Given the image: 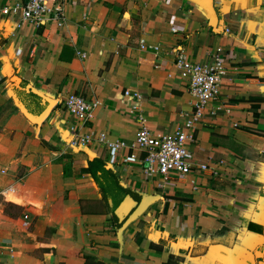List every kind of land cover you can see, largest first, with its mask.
Segmentation results:
<instances>
[{
  "label": "crops",
  "instance_id": "1",
  "mask_svg": "<svg viewBox=\"0 0 264 264\" xmlns=\"http://www.w3.org/2000/svg\"><path fill=\"white\" fill-rule=\"evenodd\" d=\"M15 1L25 0H0V193L13 184L38 191L52 236L36 256L37 233L21 238L17 222L0 217V264H86L85 253L101 264H264V0H214L216 26L192 0H56L49 6L60 4L62 15L47 12L39 27L2 12ZM180 50L200 62L218 53L228 70L210 105L217 113L197 124L191 146L211 168L146 176L125 160L139 150H121L108 167L140 200L110 196L126 218L116 228L81 172L95 157L108 162V148L72 140L105 131L133 143L135 103L152 129L181 127L192 96L176 66ZM71 93L99 101L91 120L66 109ZM16 99L34 113L52 108L36 124ZM143 198L151 201L136 211ZM58 199L59 212L48 207ZM85 201L100 208L83 210Z\"/></svg>",
  "mask_w": 264,
  "mask_h": 264
},
{
  "label": "built area",
  "instance_id": "2",
  "mask_svg": "<svg viewBox=\"0 0 264 264\" xmlns=\"http://www.w3.org/2000/svg\"><path fill=\"white\" fill-rule=\"evenodd\" d=\"M56 0H25L15 1L3 7L2 12L19 19L17 26L32 23L41 26L47 12L55 11L60 17L63 7L57 4L49 6V2ZM229 31V30H227ZM142 48L158 49V46L149 45L145 40L140 42ZM176 66L179 75L184 79L192 96L191 109L183 113L184 122L178 129L165 132L152 129L140 112L138 103L132 106L131 112H136L138 129L133 143L120 139H112L105 131L79 134L72 140L73 145H90L100 143L108 148L109 164H116L121 150L132 147L139 150L140 155L127 154V162H140L142 171L146 176L164 175L176 173L180 176L191 173L194 170L209 171L208 162H203L195 155L192 145L196 143L195 129L208 114L216 115V108L211 104L220 98L221 86L228 73L227 67L218 53L213 54L212 61L200 62L191 60L182 50L175 54ZM125 95H134L140 98L139 93H131L125 90ZM99 101L91 102L81 94L71 93L65 99L66 109L82 120L87 122L93 116L94 108Z\"/></svg>",
  "mask_w": 264,
  "mask_h": 264
},
{
  "label": "rangeland",
  "instance_id": "3",
  "mask_svg": "<svg viewBox=\"0 0 264 264\" xmlns=\"http://www.w3.org/2000/svg\"><path fill=\"white\" fill-rule=\"evenodd\" d=\"M41 109V108H39ZM20 172H24L20 170ZM46 193H44V200L46 197ZM40 193L36 190L30 189L26 186L20 184H13L4 189L3 192L0 193V217L6 218V222L12 223L15 220L17 223H12V228L15 227L19 230L20 236L21 234L28 235L26 232L29 230L34 232L35 238L34 243L37 249H35V255L40 256L42 255V250L44 247L49 246V238H51V231H47V212L46 214L42 213L44 208V201H39ZM65 197V195H63ZM12 201V202H10ZM62 206L61 200L58 199L57 201L53 202L49 208H52L55 211H60ZM49 208L46 207L49 210ZM89 209H96L100 208L98 206L92 205L90 202L85 201L83 204V210ZM100 209H105V206L101 207ZM28 215V216H27ZM26 220L28 223H25ZM41 224V227L35 226L36 223ZM37 229L38 231L35 232L34 230ZM18 230L15 233V237L18 235ZM22 238V237H21Z\"/></svg>",
  "mask_w": 264,
  "mask_h": 264
},
{
  "label": "trees",
  "instance_id": "4",
  "mask_svg": "<svg viewBox=\"0 0 264 264\" xmlns=\"http://www.w3.org/2000/svg\"><path fill=\"white\" fill-rule=\"evenodd\" d=\"M82 173L90 174L95 180L99 192L102 195L104 206L106 210L111 214V221L116 228L123 226L126 218L120 219V217L115 213L114 208L110 205V196H124L129 195L135 200H140L139 193L130 189L129 187L124 186L118 174L112 167H108V162L101 157H95L92 160H89L88 165L81 168ZM68 172L65 169V175ZM84 258L86 264H101L99 260H96V257L92 254L85 253ZM168 264H171L169 262Z\"/></svg>",
  "mask_w": 264,
  "mask_h": 264
},
{
  "label": "water",
  "instance_id": "5",
  "mask_svg": "<svg viewBox=\"0 0 264 264\" xmlns=\"http://www.w3.org/2000/svg\"><path fill=\"white\" fill-rule=\"evenodd\" d=\"M192 1L197 2L199 5H201L202 7H204L206 10H208L210 12V14H211L210 25L216 26L217 22H218V19H217L216 14H215L214 0H192ZM16 79H18V77H16ZM15 103L19 107L21 112L29 120H31L32 122H34L36 124H39L43 120H45L47 118L51 108H52V104L49 103L48 105H46V107L40 113H34V112L30 111V109L25 104H23L19 99H16ZM150 201H151V199L143 198L137 204L136 211H140Z\"/></svg>",
  "mask_w": 264,
  "mask_h": 264
}]
</instances>
